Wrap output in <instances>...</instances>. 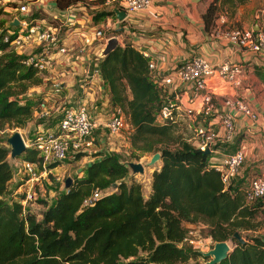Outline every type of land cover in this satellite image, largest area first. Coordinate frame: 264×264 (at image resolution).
Masks as SVG:
<instances>
[{"label":"trees","instance_id":"16d2710c","mask_svg":"<svg viewBox=\"0 0 264 264\" xmlns=\"http://www.w3.org/2000/svg\"><path fill=\"white\" fill-rule=\"evenodd\" d=\"M81 1L54 0V6L63 11ZM244 2L212 0L202 16L205 30L214 28L221 6ZM115 7L113 2L111 8L94 13L92 20L114 18ZM30 19L55 21L41 8L31 9ZM8 31L13 33L4 41ZM16 31L17 26L0 29V130L6 124L26 125L37 104L26 93L43 82L44 72L25 65V55L10 45ZM111 32L121 34L120 30ZM97 63L109 104L121 107L131 124V146L141 153H160L161 165L151 174L150 193L145 198L140 183L125 181L130 169L118 153L99 152L53 202H42V211L23 212L24 193L11 202H0V264H181L201 257L199 249L183 245L184 224L199 220L206 224V248L218 241L231 243V251L220 264H264V233L244 235L261 228L264 201L256 198L248 203L246 188L240 182L224 183L210 165L212 153L205 154L183 137H175L174 124L155 122L165 92L148 68L149 59L124 40L123 46ZM254 73L264 83V66L254 67ZM233 145L217 143L215 150ZM9 152L0 146V197L12 179ZM83 156L76 153L74 158ZM22 158L43 168L34 147H28ZM55 166L52 162L45 168ZM113 184L116 191L103 193L91 205L83 204L94 191Z\"/></svg>","mask_w":264,"mask_h":264},{"label":"crops","instance_id":"0c3cea01","mask_svg":"<svg viewBox=\"0 0 264 264\" xmlns=\"http://www.w3.org/2000/svg\"><path fill=\"white\" fill-rule=\"evenodd\" d=\"M211 1L153 0L147 10L127 15L123 24L115 17L105 20L112 21L116 30L121 31L117 38L119 45L123 46L125 40L148 55L147 58L156 67L153 74L166 75L182 61L196 56L203 57L213 64L225 59L242 64L244 74L240 86L233 88L218 77L209 79L208 84L214 88L215 101L219 106L226 98L238 97L244 98L257 112L258 118L254 123L241 113L236 114V137L232 141L234 145L219 146L215 150L217 161L223 154L232 152L240 145L245 147L244 163L230 180L240 182L242 187L247 188L250 178L264 171V83L254 73V67L264 66V57L240 51L229 43L215 39L212 30L220 27L254 28L258 22L255 21L258 10L250 9V3L234 7L225 4L219 9L214 28L206 31L202 16ZM24 2L29 10L41 8L48 15V19L57 18L67 29L64 33L67 52L61 54L52 50L51 63L46 70L47 76L43 79V84L41 83L44 86L39 84L40 86H33L28 91L29 94L33 90L41 92L34 112L36 115L40 114L39 117L46 121L45 125L35 122L34 130L49 131L54 127L52 123L47 124L49 117L52 116L50 108L53 113L58 112L60 102L57 101L62 99L73 103L83 102L93 118L101 122L106 120L112 107L109 104L107 87L99 73L95 72L102 46L94 35L96 29L103 27L105 20L94 22L91 15L86 12L79 13L74 6L61 11L54 6V0ZM112 3L106 4L109 5L108 9ZM7 9L10 10L9 7ZM48 81L55 87L48 86ZM38 111L40 112L37 114ZM181 121L187 122L191 127L186 119L179 118V122ZM55 126L57 128L58 124ZM90 140L91 146L96 145L97 140L93 135ZM108 145H111L109 147L111 152L117 153L114 149L116 143ZM95 158L97 155H93L89 161ZM158 162L157 168L161 165V162Z\"/></svg>","mask_w":264,"mask_h":264},{"label":"built area","instance_id":"2783aa9c","mask_svg":"<svg viewBox=\"0 0 264 264\" xmlns=\"http://www.w3.org/2000/svg\"><path fill=\"white\" fill-rule=\"evenodd\" d=\"M111 2H116L117 7L115 8L129 15L147 10L153 0H106L104 4ZM15 10L19 12V15L8 25L13 27L12 23L17 20V31L10 45L18 54H26L23 61L25 65L45 72L51 63L52 50L61 54L67 52L64 36H61L64 25L57 18L54 22L45 19H30V10L26 4H21ZM256 18L259 20L254 28L220 27L214 28L212 35L215 39L229 43L240 51L264 57V23H262L264 9L261 10L260 15L257 14ZM114 30H116L114 23L107 19L102 28L95 30L94 35L103 46L110 37L118 38L110 32ZM12 33L8 31L3 40L8 41ZM37 48L38 51H35L34 49ZM143 55L148 56L146 53ZM148 68L155 82L165 92V100L155 116V122L175 124L179 122V118L189 121L192 136L186 140L197 149L201 151L208 149L209 153H212L210 165L221 174L222 181L228 183L244 163L245 147L240 145L215 161V144L231 143L234 140L236 114L241 113L253 123L256 122L258 115L244 98H226L219 106L215 101L214 88L209 86L208 81L218 77L223 83L233 88L238 87L242 83L244 74L242 64L227 59L213 64L203 57L196 56L182 61L163 76L153 74L156 68L153 62L149 61ZM95 72L99 73L98 69ZM69 103L64 101V106L60 110L57 133L38 132L28 143L23 138L25 145L36 148L43 159L42 170H46L44 165L47 160L63 161L69 153L85 154L92 144L90 137L100 128L106 129L112 135L120 134L125 129L132 130L128 117L119 106L113 107L109 117L101 122L91 116L85 103ZM38 170L36 163L23 161L24 185H28L24 191L20 190L25 194L24 199L21 200L23 212H25L27 203L34 198L33 187L40 176V170ZM103 193L107 192L105 190L94 191L84 199L83 204L91 205ZM256 198L264 201V171L260 175L251 177L246 188L247 202L251 203ZM189 243L193 244L194 240L190 239ZM63 264L73 263L64 262Z\"/></svg>","mask_w":264,"mask_h":264},{"label":"rangeland","instance_id":"374dc122","mask_svg":"<svg viewBox=\"0 0 264 264\" xmlns=\"http://www.w3.org/2000/svg\"><path fill=\"white\" fill-rule=\"evenodd\" d=\"M105 1L106 0H83L79 2L78 4L74 5V7L78 9L77 11H79V13L86 12L92 17L94 13H99L103 9H108L107 6L109 7V5H105L104 4ZM247 3H250L249 5L250 9L258 10L257 11L258 15H260L261 10L264 9V0H245L243 4H247ZM21 4H26V2H24V0H0V29L6 31L9 28H11L8 25L10 23L9 21L11 20L12 17L19 15V12L16 11L15 9ZM7 7H9L10 10L7 9ZM7 10L9 12H7ZM258 20L259 19H255L256 22ZM262 23H264V18L262 20ZM66 30L67 29L65 28L62 29L63 33H61V36H64V33L66 32ZM34 50L38 51V48ZM46 76H47V72L45 70V72L43 73V79H45ZM52 81L57 82V80L56 81L52 80ZM47 83H48L47 84L48 86L55 87V85H53L51 81H48ZM42 84L41 86H44ZM37 86H40V85H37ZM40 93L41 92H37V90H33L31 94H29V92L27 91L26 95L27 97H29L31 102L36 104L38 101L39 95H41ZM64 101H66L67 103L69 102L73 103L71 101H67V99H64V100L62 99V100L57 101V102H60V107H59L58 112L53 113L50 108V113L52 116L49 117L47 124L52 123V126H54L49 129V131L53 130L51 131V133L58 132V129L56 128L55 124L57 125L59 122V119H60L59 113H60L62 106H64L63 105ZM111 111L112 109L110 110V113ZM39 112L40 111H38L37 114ZM39 115L40 114L36 115L35 112H33L32 117L30 119L31 121L29 120L26 123V125L22 128L21 127H11L7 124L4 125L3 128L0 130V146L10 149V146L7 143V138L10 137L12 133L16 130L20 131L25 142L28 143V141L34 136V134L38 133L36 132V130H34L33 125H35L36 123H42L43 125L46 124V121L44 122L42 120V117H39ZM185 127L188 130L185 129ZM173 130H174L175 137L179 135L180 137H183L184 139H188L192 136V127H190L187 122L184 123L181 121V122L175 123ZM49 131H41V132L48 133ZM129 132H131L130 129H125L120 134L112 135L109 132H107L106 129L100 128L93 133L94 139L97 140L96 145L90 146L87 152L85 153V156H83L81 159L76 160L74 158L76 154L69 153L63 161H55L54 163L56 164V166L50 170L48 169L42 170L43 168L40 169L38 167L40 170V174H39L40 176L38 177V180L33 187L34 192H35L33 196L34 198L27 203L25 211L31 210L34 213H38L42 211L43 209L42 202H46V203L53 202L54 199L57 197V195L65 189L64 183H65L66 178L73 179L75 178V176L81 175L83 169L90 162L89 160L93 155H96L99 152L106 153V150L108 153L111 152L110 151L111 148H109L111 147V145H108L109 143H112V144L116 143V145L114 146V149H116L115 151H117L122 161L140 162L144 166L143 173H138V172L133 173L131 169L129 168L130 173L125 178V181L127 183H130L133 181L140 183L142 187V194L145 198H147L151 190L150 188L151 174L158 167L159 162L157 161L153 165H148V161L150 157L152 156V154L147 153V152L141 153L135 150L131 146L130 139H129L130 138ZM22 155L23 153L16 159H12L10 157V152L8 154L7 159L12 169V179L8 183L7 192L5 193V195L0 197V202H11L14 199L16 200L17 199L16 195L19 193H22L20 192V190L24 191L25 188H28V185H24L25 176L23 175ZM52 162L50 160H47L44 166ZM113 191H116L115 187H109L105 190V192L107 193L108 192L110 193ZM263 223L259 230L247 232V233H244V235L245 234L255 235L259 233H264ZM184 226L187 229V239L188 240L184 242L183 245L195 247L203 251H206V247L209 246V242H207V238H206V235H207L206 224L202 220H199L197 223H192V224L185 223ZM190 239L194 240L193 244L189 243ZM227 242L230 244V247H231V243L229 241ZM204 261H206L204 258L197 257L195 259L189 260L188 262L181 263V264H204Z\"/></svg>","mask_w":264,"mask_h":264},{"label":"water","instance_id":"95a60500","mask_svg":"<svg viewBox=\"0 0 264 264\" xmlns=\"http://www.w3.org/2000/svg\"><path fill=\"white\" fill-rule=\"evenodd\" d=\"M113 12L115 14V18L118 21H123L127 14L119 10L117 8L113 9ZM18 21L14 20V23H12L13 26H16ZM118 39L116 36L110 37L106 43L102 46L100 52H99V58L107 56L110 52H112L117 46H118ZM7 143L10 146V157L12 159H16L19 157L22 153L25 152V150L28 148V146L25 145V142L23 140V136L20 133V131L16 130L12 133L10 137L7 138ZM205 154H209V150L206 149L203 151ZM160 161V153L156 152L154 153L149 161L148 165H153L155 162ZM127 166L131 169L133 173H143L144 172V166L140 162H128ZM71 183V178H66L64 187L68 188ZM112 187H116V184H113ZM235 237L238 239L240 243H243L244 240L241 238L238 234H235ZM231 251L230 244L227 241H218L213 244V247L208 249L207 251H201V257L204 258L205 264H220L224 259L227 258L228 253Z\"/></svg>","mask_w":264,"mask_h":264}]
</instances>
